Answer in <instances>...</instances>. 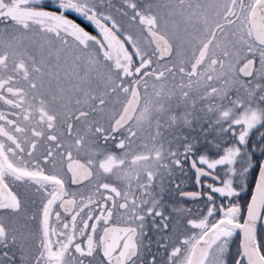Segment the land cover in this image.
<instances>
[{
	"label": "snow or ice",
	"instance_id": "6c2138e0",
	"mask_svg": "<svg viewBox=\"0 0 264 264\" xmlns=\"http://www.w3.org/2000/svg\"><path fill=\"white\" fill-rule=\"evenodd\" d=\"M0 264H264V0H0Z\"/></svg>",
	"mask_w": 264,
	"mask_h": 264
}]
</instances>
